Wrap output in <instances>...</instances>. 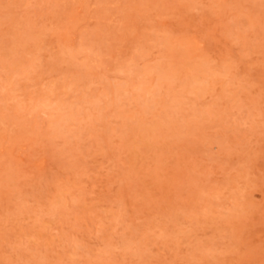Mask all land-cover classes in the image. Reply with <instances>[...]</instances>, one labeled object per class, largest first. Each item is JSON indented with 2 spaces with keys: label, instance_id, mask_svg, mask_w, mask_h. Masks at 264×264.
<instances>
[{
  "label": "rangeland",
  "instance_id": "374dc122",
  "mask_svg": "<svg viewBox=\"0 0 264 264\" xmlns=\"http://www.w3.org/2000/svg\"><path fill=\"white\" fill-rule=\"evenodd\" d=\"M0 264H264V0H0Z\"/></svg>",
  "mask_w": 264,
  "mask_h": 264
}]
</instances>
